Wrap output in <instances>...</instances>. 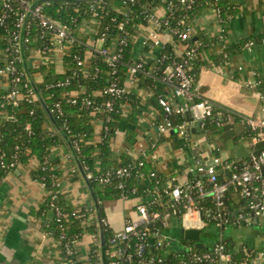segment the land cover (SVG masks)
Instances as JSON below:
<instances>
[{
	"label": "trees",
	"instance_id": "obj_1",
	"mask_svg": "<svg viewBox=\"0 0 264 264\" xmlns=\"http://www.w3.org/2000/svg\"><path fill=\"white\" fill-rule=\"evenodd\" d=\"M7 2L9 7L1 9V14L5 16L3 25L0 27L5 57L0 60V71L11 70L9 72L11 84L8 89L0 87V114L7 115L6 118L1 119L0 123V184L19 166H26L32 159H37L40 166L37 170L31 171V174L48 192V198L40 207L37 215L44 220L43 224L47 234L62 239L63 256L65 255L64 245L67 244L75 249L73 257H78L76 245L82 236L85 233H90L98 239L100 234L97 213L94 211V223L91 224L89 215L85 211L71 210L60 192L61 172L51 162L50 153L52 148L65 146L70 159L76 164L66 141L65 137H67L84 171L91 176L89 182L94 198L100 207L104 229L105 243L102 250L105 254V263L109 264L113 260L109 252L112 249L114 233L106 224L103 203L107 200L120 198L140 199L143 203H147L151 212L165 213L164 206L169 202V196L163 193L162 189L167 187L170 180L160 174L152 164L142 157L135 159L127 152H124L118 160L110 158L111 150L108 141L121 125L125 106L129 105L130 107L128 123L135 127L128 132L125 140L126 149H130L136 143V129L141 117L152 108L162 109L159 98L167 93L166 86L159 81L163 70L182 59L172 46L166 45L162 52L164 58L159 63L148 59L134 62L132 59L133 41L140 33L139 28L149 24L150 17L154 14L153 10L159 6L169 9V25L180 33L191 30V21L200 10L211 8L217 11L221 23L226 24L238 14V9L230 3V0H196L189 9L185 5H181L178 0H136L135 3L129 2L125 6V12L122 11L123 0H47V2L41 3L42 13L52 21L75 30L77 41L68 45L63 57V69L58 68L53 61L44 63L38 68L28 67L27 72L24 61L28 62L34 51L36 52L42 46L47 45L51 49L50 56L54 55L55 47L50 45L53 33L41 25L40 19L27 11V4L24 3V0H7ZM25 13H27V26L25 30L21 31V37L16 39V35L20 32L19 19ZM91 20H97L99 23L97 36L98 39H104V47L110 48L113 44L117 46L119 58L113 66H110L105 57L98 53L93 54L89 66L85 69L79 66L80 61L86 60L88 46L84 40L78 37L76 30L83 21ZM121 23L124 24L122 30L119 29ZM226 34L227 29H224V35ZM22 35H24L25 60L20 47ZM263 38L264 33L258 37L251 36L238 43H231L225 53L210 56V48L219 39L211 40L204 35H198L196 41L193 38L187 41L191 46L196 45L198 52V57L192 62L190 73L198 79L203 68L225 67L237 53L244 51L247 43L254 41L256 44H260ZM175 40L179 41L178 35ZM137 62L142 64V71L135 76L136 84L119 98L113 100L114 109L112 111L97 113L96 106L103 105L108 98L106 94L108 87L115 82L126 88L129 66ZM37 74L42 76L41 80L37 79ZM238 76H240L239 73H234V78H238ZM14 77H19L20 82H12ZM29 89L34 91V96L29 94ZM142 90L152 95L145 100L141 95ZM12 92L18 94L15 99L10 97ZM88 100L92 101L90 106L86 104ZM56 104H59L60 107L52 113V120L47 109L51 112ZM108 118H110V122L105 123L108 130L103 129L101 142L94 143V121L101 119L104 122ZM172 119L175 124L181 121L179 117ZM238 122L239 120H236V123ZM46 124L49 125L50 130L45 129ZM28 126L29 130L26 129ZM204 133L210 141L220 142V136L223 135L224 129H219L215 122L209 119L205 122ZM241 134L246 142L252 141L255 137V133L249 128L243 129ZM234 141L237 144L238 137ZM154 149L155 147L151 149L152 153ZM225 149L222 145L214 150V154L221 157ZM96 157L102 159L99 170L94 167ZM225 160L227 162L234 160L237 165L243 162L237 159L226 158ZM141 161L143 165H140ZM125 167H131L129 177L114 175L117 170ZM74 171L75 175L82 180L77 165ZM107 174H113L112 179L103 185L99 178ZM231 176L232 171L223 170L219 173V182L224 183ZM145 177L149 179V183L143 181ZM197 179L198 177H191L190 181ZM203 179L206 180V178ZM207 187L209 188L208 184ZM85 188L88 190L86 186ZM234 195L238 198L236 201L232 199L231 194L228 195L226 201L230 224L235 222L234 212L235 208L239 207L238 203L240 206L246 207L245 200L237 192ZM155 197L156 201L153 200ZM198 201L200 206L206 207V209L215 207V203L209 195L204 199H198ZM148 227L153 232H163L160 221H154ZM205 237L213 238L214 234L206 233ZM149 241L150 238L144 242L146 244L145 252L140 257L135 248L125 251V245H127L125 243L119 244V247L123 248L124 254H133L131 264H139L140 260L151 258L163 259L164 264H180L182 257L177 253H167L163 247L155 249V246H150ZM140 242L142 241L135 237H131L129 241L133 245ZM183 244L195 253L213 252L207 245L202 249H197L194 243L186 240H183ZM216 244L222 245L224 253L231 256L230 264H240L244 260L251 262L258 258L252 249L244 247L242 250H236L234 243L230 240L218 239ZM214 255L216 256V253ZM97 258V253L91 256L92 260Z\"/></svg>",
	"mask_w": 264,
	"mask_h": 264
},
{
	"label": "crops",
	"instance_id": "obj_2",
	"mask_svg": "<svg viewBox=\"0 0 264 264\" xmlns=\"http://www.w3.org/2000/svg\"><path fill=\"white\" fill-rule=\"evenodd\" d=\"M230 3L237 7L238 14L226 24L221 23L213 9L200 10L191 21V37L197 40L198 35H204L211 40H215L223 35L230 44H234L251 36L258 37L264 33V0H230ZM1 9L2 0H0V12ZM153 13L159 18H165L169 15L168 8L164 6L156 7ZM98 29V21L91 20L83 21L76 30L78 37L84 40L88 46L86 53L87 66L91 62V51L101 49L104 46V43L98 39ZM139 29L140 33L133 41L132 59L134 62L140 59L156 62L166 45L172 46L178 55L182 54L184 45L175 40L167 31L162 32L161 45L153 46L150 41L153 23L149 22L148 25ZM224 29H227L226 35H224ZM110 48L115 49L116 45L113 44ZM220 54L221 47L216 42L210 48L209 55L218 56ZM4 57L3 37L0 32V60ZM63 57L64 53L57 49L53 60L60 69H63ZM204 58L206 59V56ZM27 64L29 68H38L43 62L36 53L32 55ZM240 66L244 67L246 71L254 69L264 75V45L257 44L251 52L237 53L225 67L203 68L198 78L202 95L204 98H208L239 115H261L264 104L254 96L249 95L250 93L245 90L241 83L240 73L238 78H234V74H232ZM235 73L238 72L235 71ZM36 77L39 80L42 79L40 74H37ZM133 86L128 79L126 82L128 91ZM3 88H9L8 82H3ZM141 95L143 99L147 100L152 94L142 90ZM129 110V105H126L119 129L109 138L111 159L118 160L124 152L135 159L142 157L152 164L160 174L166 176L167 180L175 179L176 184H185L190 181L191 177H197L190 174L187 168L185 169V167L192 164V158L196 155L201 154L204 158L211 157L214 150L223 145L226 149L221 157L223 159H236L235 147L237 144L234 140L238 137V134L227 142L222 140L215 142L209 139L206 140V138L202 142L200 139H195V135H192L186 141L178 137L177 134H172V131L168 134H161L157 127L166 119V115L161 108H152L141 117L136 129V143L132 148L126 149L125 140L128 132L135 129L134 126L128 123ZM6 117L7 115L0 114V123L1 119ZM93 124L95 130L94 143L99 144L102 140L103 121L98 119ZM45 129L50 130L48 124H46ZM193 134H196V136L201 135L198 133ZM248 144H246V148L250 150ZM153 145H155V149L152 153ZM50 160L61 172L59 189L70 209L85 211L89 215V222L94 223L93 215L94 211L96 213L97 211L96 200L92 196L93 191L88 188L83 176V179L80 180L75 175L74 170L77 164L70 159L68 149L65 146L52 148ZM101 165L102 159L96 157L94 161L95 169L99 170ZM39 166L40 162L37 159H32L28 165L19 166L14 172L10 173L0 184V264H62L61 243L57 238L47 234L43 224L44 220L37 215L40 207L48 198V192L44 186L36 181L31 174V171L37 170ZM143 181L149 183L148 178ZM231 197L235 201L238 199L234 193H231ZM141 203L140 199L129 200L123 198L105 201L103 207L105 221L109 229L113 233H120L124 231L128 221H140L141 216L137 211V206ZM238 205L239 207L235 208L234 212L236 215L245 211V207L240 206L239 203ZM97 220L100 234L102 225L99 224L98 213ZM255 220H258L257 223H255ZM180 229L182 228L179 224L178 227L172 225L167 230L172 245L167 253L182 252L184 238L180 233ZM206 233L214 234V237L206 238ZM218 239L232 241L236 250H242L246 247L256 252L258 256L256 260L251 262L244 260L240 264L264 263V256H260V254H264V217L256 218L248 223L233 222L230 225L221 227L210 225L202 230L203 247L207 245L208 248H212ZM76 248L78 260L81 264H90L91 256L95 253H97V256L102 257L104 264H106L100 236L97 239L94 235L85 233L77 242Z\"/></svg>",
	"mask_w": 264,
	"mask_h": 264
},
{
	"label": "built area",
	"instance_id": "obj_3",
	"mask_svg": "<svg viewBox=\"0 0 264 264\" xmlns=\"http://www.w3.org/2000/svg\"><path fill=\"white\" fill-rule=\"evenodd\" d=\"M40 0H24L27 4V11L37 17L41 21V25L47 30L51 31L52 38L50 45L55 47V51L59 49L62 53L66 52V49L70 43L76 42L75 30L68 26L52 21L42 13ZM181 5H185L188 9L193 6L196 0H178ZM135 3L136 0H123L122 11H126V5L128 3ZM2 7H9L7 0H2ZM169 11V9H168ZM218 15L219 13L215 11ZM3 16L0 12V27L3 25ZM150 22L153 23V31L150 35V41L153 46L161 45V35L163 31H167L174 38L178 35L179 42L184 45V50L180 55L182 57L180 62H175L171 66H168L162 72V76L159 77V81L162 82L167 89L166 95H161L159 98V104L162 107L163 113L166 115L165 121L157 128L161 134H168L173 130H177V136L184 140H189L193 134L191 129L194 127L196 121L202 120V133L207 139V135L204 133L205 122L212 119L215 125L219 129H224L227 125L235 126L240 125L243 129L249 128L255 133V137L250 142H245V138L242 134L238 135V142H243L246 146L247 143L250 146V157L247 160H242L240 165L236 162H227L220 156L213 154L211 157L204 158L201 154L192 158V164L187 167V171L190 174L196 175L197 180L189 181L185 184H176L175 179H171L166 188L163 189V193L169 196V202L164 206L165 213L159 211L151 212L147 203H141L137 206V211L141 216L140 221L131 222L128 221L124 231L120 233H114L112 240L111 251L109 255L113 258L109 264H131L133 261L132 253H125L123 248L119 247V244L125 243V251L136 249L137 255L140 257L145 252L146 240L150 238V246H155V249L163 247L166 252L172 247L167 230L172 226V218L178 214V220L180 227L184 230L200 229L204 230L205 227L210 225H216L218 227L230 225L228 218L226 201L228 195L237 192L239 196L245 200V211L235 214V222L248 223L256 218L264 217V149L256 154V146L260 142H264V108L261 115L256 116H244L239 115L236 112L222 107L221 105L204 98L201 93L198 79L190 73L192 62L198 57L197 46L187 43L191 40V30H186L180 33L178 30L173 29L168 22V16L165 18H159L155 13L151 15ZM27 26V13L21 15L18 23L20 32L16 35V39L21 37V31L25 30ZM124 24L119 25V29L122 30ZM104 43V39H99ZM124 43V42H122ZM221 47V53H225L230 43L222 35L218 41ZM261 45H264V38ZM257 44L252 41L246 44L244 51L251 52ZM54 49V48H53ZM50 50L47 45L42 46L36 52L31 53L38 54L43 64L53 62V54L50 56ZM94 53H98L105 57L106 62L113 66L119 58L117 46L115 49L105 48L95 49L91 51V58ZM227 56V55H226ZM164 57L158 58L156 63H159ZM79 66L87 67L86 60L80 61ZM0 71V87L3 88V82L6 81L11 84L9 72ZM142 71V64L137 62L129 66L128 79L132 85L136 84L135 76ZM236 72L241 74V83L245 89L251 91L252 95L261 103L264 104V75L257 70H244V67L240 66ZM232 72V74L235 73ZM12 82H20L19 77H14ZM28 87V84H26ZM128 91L127 88L119 86L113 82L106 94L107 100L103 105L96 106L97 113H105L106 111H112L114 109L115 98H119L122 94ZM29 94L34 96V91L29 89ZM18 96L16 92H12L10 97L15 99ZM87 106L92 104V101L86 102ZM60 105L56 104L51 109V113H54L59 109ZM190 115V120L187 119V115ZM174 117H179L181 121L177 124L174 123ZM236 120H239L236 123ZM110 118L103 122V129L108 130L105 123H109ZM27 130L30 127H26ZM236 131V130H235ZM237 135V133H236ZM152 147H155L153 145ZM216 148L215 150H217ZM238 160V159H237ZM143 165V162H140ZM223 170L232 171L231 178L224 182H219V173ZM75 172V171H74ZM113 174H107L99 178L101 184L105 185L110 182ZM114 175L119 177H129L131 175V167H125L117 170ZM154 176V174H152ZM90 178L91 176L88 175ZM203 178H206L204 180ZM147 179L146 177L143 180ZM209 185V188L207 187ZM60 185V184H59ZM211 196L215 207L214 209H206L199 204L198 199H204L206 196ZM154 201L157 200L155 197ZM154 221H160L163 226V232L151 231L148 227ZM233 223V222H232ZM131 237L138 238L142 242L135 243L134 245L129 243ZM63 248V242L61 238H58ZM76 245V244H75ZM77 246V245H76ZM213 252L210 253H195L191 249L183 247L182 252H177L182 257L180 264H224L231 261V256L224 253V247L220 244L214 245ZM65 255L62 258V264H80L78 257H73L74 250L69 245H64ZM169 253V252H168ZM216 253V256L214 255ZM264 256V254H260ZM124 262V263H123ZM90 264H104L102 257L98 256L96 260H90ZM139 264H164L163 259H148L140 260ZM258 264H264L263 262Z\"/></svg>",
	"mask_w": 264,
	"mask_h": 264
},
{
	"label": "water",
	"instance_id": "obj_4",
	"mask_svg": "<svg viewBox=\"0 0 264 264\" xmlns=\"http://www.w3.org/2000/svg\"><path fill=\"white\" fill-rule=\"evenodd\" d=\"M95 1H98V0H95ZM43 2H47V0H41V1H39L38 3H36L34 5V7L37 4L43 3ZM194 41H196V39ZM20 47H21L22 57L25 60V55H24V35H22ZM24 63H25V69L28 72V64H27L26 61H24ZM34 90H35V92L37 94V89H36L35 86H34ZM47 110H48V113H49L50 118L53 120L52 113L50 112L49 109H47ZM190 118L191 117L188 114L187 115V119L190 120ZM202 124H203V121L202 120L196 121L194 123V127L191 129V132L192 133L201 134L202 133ZM172 134H177V130H173L172 131ZM235 136H236V131H235L233 125H227V126L224 127V133H223L222 136H220V140H222L224 142H227V141H230L231 139H233ZM65 138H66V141H67L68 145L70 146L71 153H72L73 158L76 161L77 167H78L80 173L82 174L83 178L85 179V182H86L88 188L91 190V185H90V182H89V177L86 174V172L84 171L82 165L80 164V162H79V160H78V158L76 156V153L74 151V148L71 146V142L69 141V139L67 137H65ZM263 149H264V142H260L256 146L255 153L258 154ZM235 157L238 160H247L250 157V152L247 150V148H246V146H245V144L243 142H238L237 143V145L235 147ZM162 192H163V189H162ZM92 196H94L93 192H92ZM95 204H96V211L98 213L99 224L102 225V218H101V215H100V207H99V205H98V203L96 201H95ZM178 214H179V212H177L176 213V216H174L172 218V220H171L172 225L174 227H178L179 226V224H178L179 223ZM257 221L258 220H255V223H257ZM180 233H181V235H183L184 240H186L188 242L195 243V246H196L197 249H202L203 248V243H202V230H200V229H189V230L180 229ZM100 238H101L102 246H104L105 239H104V229H103L102 226H101V229H100Z\"/></svg>",
	"mask_w": 264,
	"mask_h": 264
},
{
	"label": "rangeland",
	"instance_id": "obj_5",
	"mask_svg": "<svg viewBox=\"0 0 264 264\" xmlns=\"http://www.w3.org/2000/svg\"><path fill=\"white\" fill-rule=\"evenodd\" d=\"M228 82H229V80H228ZM245 90H247L248 93H250L249 95H252V93H251L250 90H248V89H245ZM245 93H246V91H245ZM246 94H247V93H246ZM252 96H253V95H252ZM235 129H236L238 135L242 133V131H241V130H242V127H241L240 125H237V126L235 127ZM205 138H206V137H205L203 134H201L200 136H196V135H195V139H200V140H202V142L205 141ZM206 140H207V138H206ZM222 155H223V152H222Z\"/></svg>",
	"mask_w": 264,
	"mask_h": 264
}]
</instances>
